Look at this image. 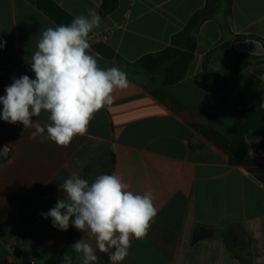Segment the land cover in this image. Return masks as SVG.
I'll return each mask as SVG.
<instances>
[{"label": "crops", "instance_id": "obj_1", "mask_svg": "<svg viewBox=\"0 0 264 264\" xmlns=\"http://www.w3.org/2000/svg\"><path fill=\"white\" fill-rule=\"evenodd\" d=\"M103 1L0 0V91L12 78H35L29 62L43 30L90 8L102 20L90 33V54L130 81L67 147L0 119V146L11 145L0 160V264H69L65 255L82 264L72 246L85 233L71 221L67 231L54 228L41 213L64 195L59 186L71 175L91 183L112 173L134 193L151 191L158 211L122 264H264V158L255 156L264 151V41L236 39L264 40V0H118L104 16ZM203 10L211 17L184 80L163 85L137 64L169 47ZM232 50L260 61L222 92L199 88L205 60L222 74ZM97 255L96 264H110L108 254Z\"/></svg>", "mask_w": 264, "mask_h": 264}, {"label": "clouds", "instance_id": "obj_2", "mask_svg": "<svg viewBox=\"0 0 264 264\" xmlns=\"http://www.w3.org/2000/svg\"><path fill=\"white\" fill-rule=\"evenodd\" d=\"M86 13L75 16L67 25L43 30L29 62L35 78H12L5 95L0 96V119L32 129L33 140L40 138L41 142L67 147L75 136L87 133L95 113L114 104L115 90L130 85L120 67L102 68L90 54V33L101 27L102 20L95 9ZM5 43L0 39V49ZM42 113L48 114L43 124L34 120ZM10 148H0V160ZM59 187L64 195L41 216L50 217L52 226L59 230L67 231L71 221L85 233L72 246L82 257V264H96L97 250L109 255L110 264H122L133 240L147 237L158 214L151 191L134 193L115 173L99 175L91 183L73 174ZM89 240H94L95 247ZM70 260L65 255L64 261L70 264Z\"/></svg>", "mask_w": 264, "mask_h": 264}, {"label": "trees", "instance_id": "obj_3", "mask_svg": "<svg viewBox=\"0 0 264 264\" xmlns=\"http://www.w3.org/2000/svg\"><path fill=\"white\" fill-rule=\"evenodd\" d=\"M117 5L118 0H104L101 6V15L109 14ZM210 17V14L206 10L199 11L191 18L182 32L173 36L169 47L160 52L144 56L137 64L148 75L158 78L163 85H174L181 82L187 76L194 60L197 48V33L203 22ZM247 38L264 41L258 37L236 36L237 40ZM232 57L230 65L222 74L209 72L207 60H205L203 72L195 79L197 86L212 93L222 92L246 66L260 61V58L237 53L234 50H232ZM0 85L3 84L0 83ZM3 95H5L4 88L0 91V96Z\"/></svg>", "mask_w": 264, "mask_h": 264}, {"label": "built area", "instance_id": "obj_4", "mask_svg": "<svg viewBox=\"0 0 264 264\" xmlns=\"http://www.w3.org/2000/svg\"><path fill=\"white\" fill-rule=\"evenodd\" d=\"M0 148H2V147L0 146ZM255 156H256L257 158H259V159L264 158V151H258V152H256V153H255ZM30 264H35V262H34V261H31Z\"/></svg>", "mask_w": 264, "mask_h": 264}]
</instances>
